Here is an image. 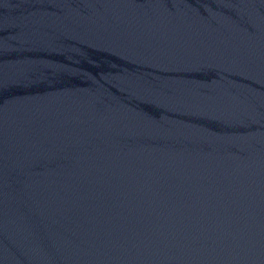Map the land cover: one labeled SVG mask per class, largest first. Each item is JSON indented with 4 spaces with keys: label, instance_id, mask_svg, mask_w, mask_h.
<instances>
[{
    "label": "water",
    "instance_id": "water-1",
    "mask_svg": "<svg viewBox=\"0 0 264 264\" xmlns=\"http://www.w3.org/2000/svg\"><path fill=\"white\" fill-rule=\"evenodd\" d=\"M0 264H264V0H0Z\"/></svg>",
    "mask_w": 264,
    "mask_h": 264
}]
</instances>
